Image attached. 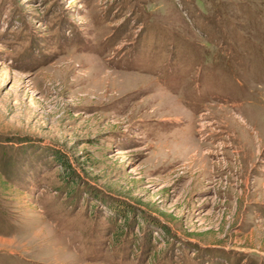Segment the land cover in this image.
Listing matches in <instances>:
<instances>
[{
	"label": "rangeland",
	"instance_id": "1",
	"mask_svg": "<svg viewBox=\"0 0 264 264\" xmlns=\"http://www.w3.org/2000/svg\"><path fill=\"white\" fill-rule=\"evenodd\" d=\"M0 264H264V0H0Z\"/></svg>",
	"mask_w": 264,
	"mask_h": 264
},
{
	"label": "trees",
	"instance_id": "2",
	"mask_svg": "<svg viewBox=\"0 0 264 264\" xmlns=\"http://www.w3.org/2000/svg\"><path fill=\"white\" fill-rule=\"evenodd\" d=\"M163 228H166V226L164 225ZM167 229V228H166Z\"/></svg>",
	"mask_w": 264,
	"mask_h": 264
}]
</instances>
